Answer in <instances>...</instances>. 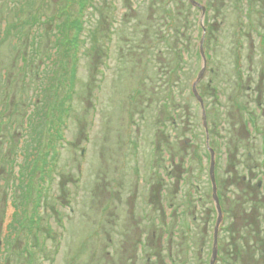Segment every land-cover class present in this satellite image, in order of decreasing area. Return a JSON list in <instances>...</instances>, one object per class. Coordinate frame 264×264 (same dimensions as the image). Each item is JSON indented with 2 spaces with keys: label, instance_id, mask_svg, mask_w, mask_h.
I'll use <instances>...</instances> for the list:
<instances>
[{
  "label": "rangeland",
  "instance_id": "1",
  "mask_svg": "<svg viewBox=\"0 0 264 264\" xmlns=\"http://www.w3.org/2000/svg\"><path fill=\"white\" fill-rule=\"evenodd\" d=\"M173 1L179 22H190L185 63L175 37L161 48L167 0H0V264H209L210 153L191 89L201 42L197 92L222 211L214 264L237 244L240 264H264V200L253 186L225 188L226 172L264 146L245 133L246 105L232 97L264 71L251 38V23L264 32V0H199L203 18ZM75 19L77 52L46 68ZM245 211L254 214L241 222Z\"/></svg>",
  "mask_w": 264,
  "mask_h": 264
},
{
  "label": "flooded vegetation",
  "instance_id": "2",
  "mask_svg": "<svg viewBox=\"0 0 264 264\" xmlns=\"http://www.w3.org/2000/svg\"><path fill=\"white\" fill-rule=\"evenodd\" d=\"M264 23V18H261ZM249 20V19H248ZM251 26L253 27L252 31H254L252 38V46L254 47V38L258 39L257 43L258 45L261 46V52L264 55V32L260 31V28H258L254 23H251ZM245 36V35H244ZM243 45V44H242ZM242 47V46H241ZM212 72V70H210ZM258 79L257 82H250V85L244 86V83L237 82L236 88L234 89L235 92L232 94V97H234V100L239 101L238 103H241L244 101L245 103V110L242 111L245 112L247 116H249V119L247 120L246 126H243V129L245 133H247V136H249L251 133L254 134V136H259L264 138V71L262 74L259 73V76L256 77ZM242 91H244V94H247V97L243 98L241 97ZM216 97L221 98L220 94L217 93ZM225 98V97H224ZM222 110H226V107L223 108ZM237 110H241L240 108L237 107ZM250 127V129H246V127ZM264 141V140H263ZM241 154L244 152L241 150ZM259 157L258 160L257 158L254 157V154L251 152L246 153V160H239L237 162L236 166H233L232 168L229 169V172H226V175L228 176L227 184L225 186L226 191L228 190L227 188L231 185H234V183L238 182V184L244 185L246 184L249 187L254 188L257 190V195L259 199L262 201L264 200V146H260L259 149ZM225 158L229 159V156L231 157V153H225ZM254 159V160H253ZM229 166V165H228ZM215 171V169H214ZM230 171H234V174H232ZM215 174V181H216V173ZM240 174V175H239ZM237 177H240V179H237ZM217 184V182H216ZM259 194V196H258ZM246 212H249V214H254L253 211H245L244 212V218H241V222L246 220ZM225 214L227 213L226 211L224 212ZM225 214L223 217H225ZM237 220V219H236ZM252 223H255V229L257 230V237L261 239V235L263 234L262 232V221L260 220L259 215H254L251 217L250 220ZM247 222L245 225H251V222ZM228 223V222H227ZM241 224V223H240ZM243 227L242 229H244ZM223 233L227 235L229 232L227 227H222ZM244 234V233H243ZM242 234L240 237L238 236L237 239L239 240V243H241L244 246H246L249 241L247 240V237L245 235V240H241ZM244 236V235H243ZM249 240V239H248ZM245 241V242H244ZM254 239L253 244L259 243L261 240ZM264 242V240H263ZM250 244V243H249ZM230 245V244H229ZM239 244L236 245L237 252L235 254H232L228 251H222L221 256H220V261L221 264H230L231 260L233 261L234 264H240L241 262V254L239 253ZM264 249V248H263Z\"/></svg>",
  "mask_w": 264,
  "mask_h": 264
},
{
  "label": "trees",
  "instance_id": "3",
  "mask_svg": "<svg viewBox=\"0 0 264 264\" xmlns=\"http://www.w3.org/2000/svg\"><path fill=\"white\" fill-rule=\"evenodd\" d=\"M83 1V6L81 5V7H88L89 5H87V0H81ZM199 4H202V2H200L199 0H194ZM165 8L162 11V18L161 21L159 22L160 24V28L162 30L161 35H163V37L161 38L160 44L162 45L161 48H163L162 50L164 51L166 48H168L169 46L164 45V41H166L168 38H176V42L181 46V47H177V49L179 50L178 52L180 53V60L182 62H186V60L184 59L183 54L187 53V49L185 48L186 46H184L185 41L187 40V37H189L190 35V31L188 32V24L190 23L189 20L188 22L185 23H181L179 22L180 17L177 15L176 11L173 9V7L171 6V4L174 3L173 0H167V2H165ZM170 4V5H169ZM169 5V6H168ZM189 5L192 7V5L189 3ZM62 15V13H61ZM189 19V18H188ZM33 21L35 22V19H33ZM73 23H71L74 27L75 33L74 35H72L71 38L67 39L65 44L61 43L62 40H57L55 43V49L57 51L56 55L51 54V56H48V63L46 68H49L52 64L56 63V67L57 66H61L64 64V62L61 61H54L52 58L55 57L56 58H61V60L64 59H69L72 57V55H74V53L77 52L78 50V46L80 44V34H81V30H82V23H80L79 20L75 19L74 21H72ZM36 23V22H35ZM63 27V25H61ZM59 27L58 28V32L61 34L63 33L62 30L63 28ZM161 50V51H162ZM160 51V50H159ZM36 54L39 55V51L35 50ZM150 52V51H149ZM206 56V55H205ZM57 60V59H56ZM23 61V67L25 66V64L27 63V60H22ZM157 74H161V71H158ZM169 72L166 74L168 75ZM201 97H203L201 94H199ZM31 116V115H29ZM61 119V118H60ZM46 165V164H45ZM220 201V200H219Z\"/></svg>",
  "mask_w": 264,
  "mask_h": 264
},
{
  "label": "water",
  "instance_id": "4",
  "mask_svg": "<svg viewBox=\"0 0 264 264\" xmlns=\"http://www.w3.org/2000/svg\"><path fill=\"white\" fill-rule=\"evenodd\" d=\"M189 3L193 6V7H198L201 10V16L202 18L205 15V8L203 7L202 4L197 3L194 0H188ZM200 55L201 58L204 61V65L202 67L201 72L198 74L196 80L194 81V83L192 84V94L195 97V99L197 100L199 107L201 109V113H202V125L204 128V132L206 135V145L208 147L209 153H210V167H209V178H210V183H211V189H212V200L214 203V209L216 212V222H215V227L213 230V244H212V252H211V257H210V262L209 264H214L215 263V259L218 256V252H217V232L220 226V223L222 221V211H221V206L219 203V198L217 195V185H216V181H215V174H214V153L212 149H209V130H208V126H207V121H206V109L204 107V102L202 100V97L199 95V93L197 92V83L201 80L202 78V74L205 71L206 68V64H205V53L203 51L202 48V42L200 45Z\"/></svg>",
  "mask_w": 264,
  "mask_h": 264
}]
</instances>
